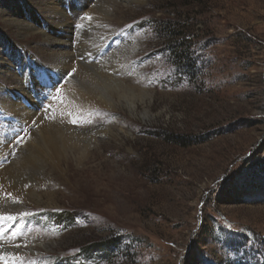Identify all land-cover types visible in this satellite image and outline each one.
<instances>
[{"label": "rangeland", "instance_id": "1", "mask_svg": "<svg viewBox=\"0 0 264 264\" xmlns=\"http://www.w3.org/2000/svg\"><path fill=\"white\" fill-rule=\"evenodd\" d=\"M53 1L74 42L64 67L46 60L54 45L18 30L58 35L42 4L0 0V170L40 122L106 130L62 161L67 181L43 171L45 188L14 216L27 215L5 225L21 236L0 252L37 243L16 264H264V0L118 1L109 33L84 20L97 0ZM131 44L129 59L105 62ZM81 61L136 91L118 99L107 85L111 110L69 99L78 125L56 114L52 85ZM23 71L42 86L27 87L35 103L15 87Z\"/></svg>", "mask_w": 264, "mask_h": 264}, {"label": "bare ground", "instance_id": "2", "mask_svg": "<svg viewBox=\"0 0 264 264\" xmlns=\"http://www.w3.org/2000/svg\"><path fill=\"white\" fill-rule=\"evenodd\" d=\"M34 1H37V3L40 2L42 4L41 10H44L46 14H49L48 18L45 17L47 24L52 26L53 30L57 29L58 35H52L49 33H45L41 29L33 31L32 28L25 26V25L18 26V30H19L21 36L29 35L30 38L39 36L42 40L48 41L52 45H54V48L53 49L51 48L52 50H50L51 53H47L48 55L50 54L51 57L49 56L50 58H46V60H48L47 62H49L48 63L49 65L53 64V65H60V66L64 67L65 66V60H68V61L72 60V54L70 53L71 49H69V51H67V48L68 47L71 48L74 45V42L70 41V39L68 37H66L65 34L62 33L63 35H61V33H60L61 27L66 26V24L68 22V20H67L68 18L66 16V13H64L59 8L60 6L58 7V5L55 4L56 1L55 2L53 0H34ZM118 1L127 2L129 0H97L95 3L93 2L94 4L91 6L90 12L86 13V17L90 16L91 20H87V19L86 20L84 19V20L89 22L90 25L91 24L94 25L96 28L104 27V33L111 32L113 30V28H111L108 23L110 22V18H112L115 15V12H114L115 9L114 8L118 4ZM108 9H109V11L105 15L103 12L107 11ZM75 15H73L72 17H75ZM51 16H56L57 18H54ZM74 20H75V18H74ZM9 24L12 25V23H9ZM77 24H78V22H77ZM87 29H89V28H87ZM70 31H71V29H70ZM80 32H82V31H80ZM67 33H69V32H67ZM73 33H74V31H73ZM82 33H85V32H82ZM72 38H73V36H72ZM76 38H77V36H76ZM19 41H21V40H19ZM81 42H79V44ZM79 44H78V46L81 45V44L80 45ZM97 44L98 43L96 42V45ZM61 45L63 48L62 47L60 48ZM126 46H128L127 49H125V50L120 49L118 52L115 53V55L113 57L109 56L105 60V62L106 63L108 62L109 64H112V66H114L113 63H118L122 60L129 59V54L133 50V48H132L133 44L126 45ZM86 48H88V47H86ZM100 49H102V47ZM90 50H91V48H90ZM111 53H113V52H111ZM109 55H111V54H109ZM94 56H95V54H94ZM76 57H77V55H76ZM81 62L77 63L76 65L69 66L70 72L73 68L76 69V72L73 74L72 77H70L69 84L63 83V84L59 85V87H60V92H59L60 94H58L59 95V101L57 102V107L55 108V112L62 119L70 118L66 114L70 111L74 115L77 114L75 112L77 107H74L75 105L72 106V104L69 103V99H71L73 101V103L78 105L79 106L78 108H80L81 110L82 109L111 110L112 107L110 105V101H108V99L105 96V91H106L105 87H107V85L110 88V90L115 93V95L118 99L122 98L121 97L122 93H130V94L132 93L133 94L136 91V88L132 84L129 85L127 82L109 77L108 74L107 75L104 74L103 71H101L99 68L95 67L94 65H91V64L89 66L84 65L83 62H86V61H83L82 62L83 64H81ZM117 65H119V64H117ZM108 66H110V65H108ZM56 67H58V66H56ZM44 68L46 70L51 69L49 67H44ZM22 74H23L24 78H22V80L16 78L18 84L15 87L19 92H22V93H20V96H23L25 99L35 103V102H37V99H38L37 97H39V96L32 98L27 87H29V85L32 84L31 89L34 90V86H37L36 87L37 89L34 90V92L37 94L38 90L42 86L38 85L37 80L28 79L27 78L28 73L26 71H23ZM43 74H44V71L40 73V78H38V80H41V76ZM13 77H14V75H13ZM71 80H72V83H71ZM17 82H15V84ZM0 91H2V90H0ZM39 92H40V90H39ZM41 92H43V91H41ZM54 92H55V90H54ZM125 95H127V94H125ZM16 99H19V98L16 97ZM5 100L7 101V99H5ZM44 101H46V100L44 99ZM48 103H49V101H48ZM19 106H21V105H19ZM10 108H11V106H10ZM22 108H23V106H22ZM18 109H20V108H18ZM24 109H25V107H24ZM16 110H17V108H16ZM13 111L16 112L15 110H13ZM41 112H42V110H41ZM22 113H24V112H22ZM62 113H63V115H62ZM49 115H51V114H49ZM9 116H10V114H9ZM40 118H42V117H40ZM34 122H36V121H34ZM63 125L59 126V125L54 124V123L48 124L45 122H40L38 125H36V128L34 131L30 132L29 135L27 134L28 136L26 137V140H24L25 142L21 145V147H19L17 149L15 156H14V160L12 162L13 166H9L8 168L4 169L3 171L0 170V215H12V216H14L15 214L21 212L19 209H20V203H21V200H23V197L36 195L38 193L39 189L43 190L45 188L46 180L43 178V174H44L43 171L44 170H48V168H49L52 172L57 173L59 175V178L55 179L57 182L62 180V179L67 181L68 175H69V172H68L69 168H66L64 171H61L62 161H65L66 157L70 154V152H72V150L74 148L81 146L83 142L87 143V142L91 141V142H94L96 144L97 141L95 140V138L92 137V134L93 133L96 134L97 132L102 133V132H104V130H106V127H104V126L103 127H96L95 129H91L90 127L78 129V128H74V126H73V128H68V126L65 127ZM10 127H11V125H10ZM25 129H26V126H24V125H22L21 127L17 128V129L13 128V130H15V132L17 134L24 132ZM8 130H9V127H8ZM3 131H2V133H3ZM9 134H7V135L10 137ZM18 138H19V136H18ZM12 140H10V141H12ZM3 144H5V143H3ZM11 148H13V147H11ZM16 148H17V146H16ZM7 149H9V148H7ZM6 157H8V156H6ZM5 164H7V163H5ZM55 180L53 179L54 183H55ZM48 182L50 184L51 180H49ZM29 184H30L31 188L25 187L26 185H29ZM8 194H10V195H8ZM16 201H19V202H16ZM20 215L21 214L16 215V217H19ZM19 245H21V246L18 248L17 247L14 248L17 253L13 252L12 254L15 253V254H22L25 256H29L30 253H37L38 252L37 243L36 244H34V243H27V244L21 243ZM41 245H43V243ZM39 247L40 246L38 245V249H39Z\"/></svg>", "mask_w": 264, "mask_h": 264}, {"label": "snow or ice", "instance_id": "3", "mask_svg": "<svg viewBox=\"0 0 264 264\" xmlns=\"http://www.w3.org/2000/svg\"><path fill=\"white\" fill-rule=\"evenodd\" d=\"M84 19L91 20V17H84ZM80 26L78 25L77 28ZM76 72V69L73 68L71 72H67L64 76L61 77V79L70 78L73 76V74ZM52 88L55 90L57 95L53 96V99L58 98V94L60 92V87H59V81L54 83L52 85ZM51 94V93H50ZM62 102V101H61ZM51 107V106H50ZM47 111V110H46ZM70 117V122L73 124H81V118L79 115H74L71 111L66 113ZM63 115V113H62ZM19 135V134H17ZM24 140V137H19L17 139L16 143L20 144ZM11 155H14V153H10ZM27 187V185L25 186ZM10 195V194H8ZM19 202V201H16ZM27 214H21V217L26 216ZM19 218L12 216V215H0V245H2L5 242H14L16 238L20 235L19 230L9 232L8 227H10L12 224H14ZM5 225H8L6 227ZM254 243V241H250L249 244ZM15 247H20L21 245L19 244H14ZM249 245L246 244L245 247H248ZM20 257L18 256H13V254L8 253L4 254L3 252H0V264H16V261L19 260Z\"/></svg>", "mask_w": 264, "mask_h": 264}, {"label": "trees", "instance_id": "4", "mask_svg": "<svg viewBox=\"0 0 264 264\" xmlns=\"http://www.w3.org/2000/svg\"><path fill=\"white\" fill-rule=\"evenodd\" d=\"M180 47V46H179ZM104 247V246H103Z\"/></svg>", "mask_w": 264, "mask_h": 264}]
</instances>
